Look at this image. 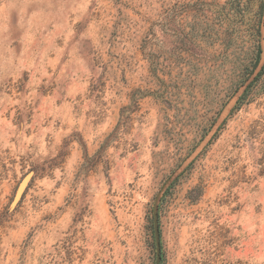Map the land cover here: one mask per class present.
I'll use <instances>...</instances> for the list:
<instances>
[{
  "label": "rangeland",
  "instance_id": "1",
  "mask_svg": "<svg viewBox=\"0 0 264 264\" xmlns=\"http://www.w3.org/2000/svg\"><path fill=\"white\" fill-rule=\"evenodd\" d=\"M224 2L0 0V264H264V75L236 106Z\"/></svg>",
  "mask_w": 264,
  "mask_h": 264
},
{
  "label": "trees",
  "instance_id": "2",
  "mask_svg": "<svg viewBox=\"0 0 264 264\" xmlns=\"http://www.w3.org/2000/svg\"><path fill=\"white\" fill-rule=\"evenodd\" d=\"M253 6H255V10L252 12ZM222 7L224 10L227 8V15H232V13L235 12V14L239 16L240 24L247 25L245 32H247L249 36H253L254 41L256 42V48L252 62H250L248 66H243V72L238 87L244 85L245 87L242 95L236 102V106H238L246 98L249 90L257 83L259 78L264 75L263 63L255 76L247 84H245L259 65L260 51L258 43L260 38V27L264 21V0H225ZM248 13L250 14V17L247 19L248 22H246L245 16Z\"/></svg>",
  "mask_w": 264,
  "mask_h": 264
}]
</instances>
